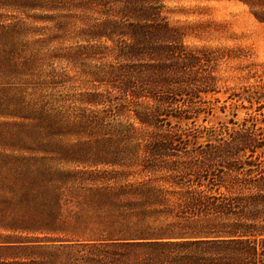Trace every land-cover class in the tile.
Segmentation results:
<instances>
[{"label":"rangeland","instance_id":"374dc122","mask_svg":"<svg viewBox=\"0 0 264 264\" xmlns=\"http://www.w3.org/2000/svg\"><path fill=\"white\" fill-rule=\"evenodd\" d=\"M195 209L256 251L151 240ZM260 233L264 0H0V264H264Z\"/></svg>","mask_w":264,"mask_h":264},{"label":"trees","instance_id":"16d2710c","mask_svg":"<svg viewBox=\"0 0 264 264\" xmlns=\"http://www.w3.org/2000/svg\"><path fill=\"white\" fill-rule=\"evenodd\" d=\"M159 196L155 197V201L156 203V208H154L152 211L150 210H143L140 215L144 216L145 218H148L150 215L153 216H157L159 218L162 217H166L168 215H172L175 218L179 217L177 215L176 212H174V210L176 209H171L167 206L168 203H170L171 201L166 198L167 195H170L174 198L173 194H169V193H173V192H169L167 191H158ZM166 194V195H165ZM200 201L199 203H196V199L191 200V202L188 203V205L192 208H200L199 206H203L204 207V201H206L205 197L203 196H198L197 197ZM199 204V206H198ZM195 209V212L192 210L191 211V217L188 218V220H185V222H192L195 227H189L187 230L185 229H181L180 233L176 234L175 237L170 238L168 236V238H164L163 235L162 237H158V238H154L151 240H177V241H182L181 243L178 242L177 245H183V246H196V247H201V248H205L207 251H211L214 250L215 248H220V249H225L227 247V245L234 243L232 239L238 238L241 241H245V244H248L247 247V251L252 250V242L256 239V238H251L252 236H254V234H249L247 235L246 233L243 234V229L244 228H250L248 227L247 224H242L239 223V225H234L232 224V226L234 227L235 230H230L227 229L225 231H221L224 225H214L212 224V221H208L205 217V214H203V212L201 214H197L198 210ZM197 220L202 221V222H197ZM226 228V226H224ZM259 237H261L264 240V233H260L258 235ZM110 240L111 241H115V245H126L128 247H133L138 245V243H131V241H145V240H150L148 238L145 237H141L140 235L137 234H122V233H117L116 235H110ZM246 240H243V239ZM264 242V241H263ZM180 243V244H179ZM143 244V243H142ZM173 244V243H170ZM175 245V244H174ZM237 250H243V249H237ZM254 251H256L255 248H253ZM211 255V254H210ZM214 255H212L213 257ZM207 258V257H195L192 256L189 258V261H196L197 263H201V264H222L221 263H216L213 258ZM225 263L223 264H256L252 263L249 259H245V260H241L239 262H233L231 260H224Z\"/></svg>","mask_w":264,"mask_h":264}]
</instances>
